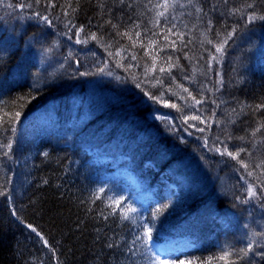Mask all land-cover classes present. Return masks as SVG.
<instances>
[{
  "label": "trees",
  "instance_id": "1",
  "mask_svg": "<svg viewBox=\"0 0 264 264\" xmlns=\"http://www.w3.org/2000/svg\"><path fill=\"white\" fill-rule=\"evenodd\" d=\"M7 1L0 264H144L149 244L172 243L160 254L175 264H264L263 218L252 226L235 164L194 130L220 123L236 160L264 175V20L249 21L264 0ZM20 11L50 23L22 27Z\"/></svg>",
  "mask_w": 264,
  "mask_h": 264
},
{
  "label": "rangeland",
  "instance_id": "2",
  "mask_svg": "<svg viewBox=\"0 0 264 264\" xmlns=\"http://www.w3.org/2000/svg\"><path fill=\"white\" fill-rule=\"evenodd\" d=\"M5 10H7L8 12L11 11V7L9 5V2L7 0H0V8ZM18 7L21 9H24V7H22L20 4L18 5ZM18 13V20H20V24L22 27H27L31 24H36V27L37 28H40V27H47L48 26V22H45L41 19L39 20H36V19H31V18H25L22 13ZM10 13V12H9ZM65 28L66 25H64ZM65 35L67 36V33H65ZM69 40V38H68ZM106 67V66H105ZM218 77L220 78V72L219 71H216V76L214 77L216 79H218ZM106 81L108 80V77H105L104 78ZM101 82L102 80L100 78H97L95 80V83H98V86L99 88H101ZM120 88V87H119ZM122 89V88H120ZM94 98V97H93ZM94 100V99H92ZM44 110L43 109H39V112H43ZM209 124H212V121L211 123ZM216 124V126H209V132L207 135H202V129H199V128H195V137L197 138H194L191 136V138L193 140H197V141H200L202 143V145L204 146L205 142H206V145H205V151H209V152H215L216 154H219V156L222 154L224 157H227L229 158L233 164H235L234 166V170L235 172L238 173L239 177L238 180L241 181V190L242 192L241 193H244L245 196L247 197L248 200H250L253 204H250L252 208H250V210L252 211L253 214H251L250 212H248V214L251 216V224L252 226L255 227V225L258 223L259 221V217L261 216V218H263V225H264V175L262 176L261 174H255V175H251L249 176L248 175V172L247 169L245 170V167L242 166V165H245V163L242 161V162H239L237 161L236 159H233L231 156L227 155L226 152H224L223 150L226 148L228 152H231L230 150H228L229 146L227 144H224L223 143V140L221 139L219 135V131L218 130H215L214 132V129L217 128L218 125H220V123H214ZM217 149H220V151H217ZM233 174L235 176H237L234 172ZM247 175V176H246ZM133 180L136 181L137 183H139L140 185L143 184V182L139 179V178H134L133 177ZM253 185L254 188H255V191H256V195L253 196V197H249L248 195V188H249V185ZM142 198H144V195L141 196ZM255 203V204H254ZM175 244V242H174ZM149 248L152 249V254H151V257L149 259V255H150V252H149ZM149 248H148V258L145 259V262L144 264H153V260L155 259V256L159 255L160 256V260L161 262H163V264H175V262H173V260L171 259V257H166V256H163L161 255L160 253H167L169 252L170 250H172L174 248L173 246V243L172 244H169V245H161V244H157L155 245L154 247H151L150 244H149ZM156 248H157V251H156ZM139 264V263H138ZM157 264H160V262H157Z\"/></svg>",
  "mask_w": 264,
  "mask_h": 264
},
{
  "label": "snow or ice",
  "instance_id": "3",
  "mask_svg": "<svg viewBox=\"0 0 264 264\" xmlns=\"http://www.w3.org/2000/svg\"><path fill=\"white\" fill-rule=\"evenodd\" d=\"M25 6H26V7H30V5H22V7H25ZM156 7H158V8L163 7V8H165V9H167L168 7H170V4H169L168 0H165L164 4H158V5H156ZM248 7H251V5H248ZM236 11H239V9H237ZM163 16H165V12L161 11V12H158V13H157V17H163ZM256 18H259V19L264 20V16H261V17H255V16L253 15V16H249V21H252L253 19H256ZM39 19H41V20H43V21H45V22L50 23V21H48V18H47V17H39ZM157 23H159L158 20H157ZM113 27H115V25H114ZM173 27H175V25H173ZM79 31H80V30H78L77 34H79ZM169 31H171V30H169ZM233 31H235V29H233ZM125 35H127V33H125ZM136 35L139 36L140 33L137 32ZM231 35H232L231 32L228 33V37H231ZM96 38H97V37H96L95 34H92V36L90 37V39H93V40H95ZM129 38H131V37H129ZM165 39H167V37H165ZM80 42H82V41L77 40V43H80ZM84 42H86V41H84ZM207 42L210 43V44L212 43L211 40H208ZM227 42H228V38L226 37V38L221 42V44H219V45L216 46V52H217V53L221 52V51H222V48H223V44H225V43H227ZM174 43H175V42H173V46H174ZM133 59H135V57H133ZM214 59H215V57L212 56V57L210 58V60H209V63H211V60H214ZM173 66H174V65H171V64L169 65L170 68L173 67ZM160 71L163 72V71H165V69H164V68H161ZM218 82H219V81H218ZM137 87H139V85H137ZM185 91H187V89H185ZM189 95H191V93H189ZM150 99L155 100L156 98H155V97H150ZM195 103L199 104L200 101L197 100V101H195ZM171 106H172V107H175V105H171ZM257 107H258V108H261V107H264V105H259V106H257ZM16 116L18 117V116H19V113H16ZM158 118H160V117H158ZM192 119H198V117H192ZM260 128H264V124H261V125H260ZM259 130H260L259 128L255 129V130H254V134H255L256 131H259ZM8 147L10 148V147H11V144H9ZM217 151H220V149H217ZM223 151L226 152L227 155L231 156L233 159H236V157H237V155H238V153L228 152L226 148H225ZM240 151H243V149H241ZM242 166H244L245 168H247V165H242ZM257 167H259V165H257ZM248 175L251 176V175H252V172H248ZM99 191H100V192H103L104 189H100ZM2 194H3V193H0V195H2ZM248 195H249V197H253V196L256 195L255 188H254V186L251 185V184L249 185V188H248ZM113 203H115L118 207L120 206V200H115V201H113ZM116 211H117V208H113V212H116ZM135 211H136V210H135L134 208H130V207L127 208L126 210H123V209H122V210H121L122 218H125V219L128 218V213H129V212H135ZM29 227L31 228L32 226L29 225ZM32 231L35 232L36 229H35V228H32ZM151 231H152L151 228H146V230H145V233H144V237H145L144 243H145V244H147L148 241L151 240V236L149 235V234L151 233ZM37 235H40V234L37 233ZM41 239L43 240V237H41ZM44 243L47 244V241L45 240ZM251 249H252V244H249V245H248V250H251ZM242 251H244V255H247V250H242ZM227 255H228V254L225 253V256L220 257V259H221V260H225L226 257H227ZM157 262H160V264H163V262H161V260H160V256H159V255L155 256V259L153 260V264H157ZM181 264H185V262L182 261ZM187 264H192V261H188Z\"/></svg>",
  "mask_w": 264,
  "mask_h": 264
}]
</instances>
